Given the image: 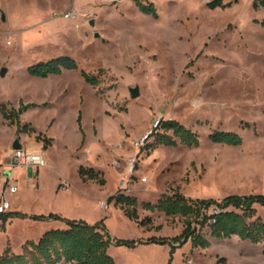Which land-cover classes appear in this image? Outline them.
<instances>
[{
    "label": "rangeland",
    "instance_id": "1",
    "mask_svg": "<svg viewBox=\"0 0 264 264\" xmlns=\"http://www.w3.org/2000/svg\"><path fill=\"white\" fill-rule=\"evenodd\" d=\"M143 1L154 4L158 18L134 0H0V72L8 69L0 75V108L38 105L21 116L25 133L0 113V160L19 140L47 161L35 186L28 169L13 170L19 191L8 199L20 207L14 212L103 221L114 238L138 242L172 239L185 229L183 217L144 210L145 202L176 192L191 199L264 195V9L256 0L216 9L208 7L211 0ZM58 57L73 58L78 69L48 78L28 73ZM83 71L99 85L87 83ZM136 87L140 96L133 99ZM160 120L179 121L200 145L146 150L149 139L142 140ZM215 132L238 133L243 144L213 143ZM81 167L101 172L106 183L84 181ZM124 179L131 181L126 195L138 201V221L108 203ZM256 210L264 221V207ZM48 224L21 218L0 224V255L7 248L20 254L27 241L60 228ZM170 249L152 243L111 246L109 253L117 264H169ZM172 264H264V243L234 236L193 248L189 241Z\"/></svg>",
    "mask_w": 264,
    "mask_h": 264
},
{
    "label": "trees",
    "instance_id": "2",
    "mask_svg": "<svg viewBox=\"0 0 264 264\" xmlns=\"http://www.w3.org/2000/svg\"><path fill=\"white\" fill-rule=\"evenodd\" d=\"M144 14L158 18L154 4L143 0H134ZM238 0H211L210 9L227 8ZM255 7L264 9V0H256ZM78 69L77 62L71 57H58L49 61L40 62L28 67V73L33 77L48 78L52 75H61L64 71ZM84 80L92 86L99 85V79L86 72H82ZM37 104L20 102L17 110L7 112L5 107L0 113L11 125L16 124L19 133L27 132V128L20 126L21 116ZM81 115L79 124L81 126ZM146 150L157 146L177 147L182 144L187 147H198L200 140L197 133L187 128L177 120H160L149 135ZM213 143L229 146H241L243 138L235 132H215L209 136ZM150 142V140H152ZM79 174L84 181H97L104 185L102 173L94 168L81 167ZM120 205L124 213L133 220H139V204L135 197L120 191L117 196H111L108 203ZM256 205L264 207V195H230L223 199H191L176 192L173 195L161 197L157 203L145 202L144 210L159 211L169 217L180 216L185 219L184 231L172 238L152 237L146 241L126 240L114 238L104 222L94 225L84 220H71L58 214L28 215L22 212H10L3 217L4 223L12 218L32 219L35 221H60L66 227L46 231L38 241H27L23 245V252L13 253L10 248L0 255V264H117L109 253L111 246H126L135 248L141 244H161L170 246L169 264L173 263V256L177 248L189 241L193 248H208L211 239H231L234 236L253 244L264 243V221L256 217ZM256 217V218H255ZM254 219V220H253ZM150 218L139 222L147 226ZM4 228V227H3ZM207 229L209 237L202 231Z\"/></svg>",
    "mask_w": 264,
    "mask_h": 264
},
{
    "label": "built area",
    "instance_id": "3",
    "mask_svg": "<svg viewBox=\"0 0 264 264\" xmlns=\"http://www.w3.org/2000/svg\"><path fill=\"white\" fill-rule=\"evenodd\" d=\"M151 133L152 132H150V134ZM150 134L143 138L142 143L149 139L148 137ZM45 167H47V161L41 151L30 150L25 148L23 145L20 149H11L8 162L5 165H2V171H0V180H2L0 183V224L4 221L3 217L13 210V206L8 199V195L16 194L19 190L18 184L11 175L13 170L25 168L32 172H38ZM129 172H133V167L129 169ZM143 181H146V179ZM130 183L131 181L129 179L123 180L120 185L122 193L126 194V190L129 189ZM63 184V190H67V183ZM104 207L105 203H102V208Z\"/></svg>",
    "mask_w": 264,
    "mask_h": 264
},
{
    "label": "crops",
    "instance_id": "4",
    "mask_svg": "<svg viewBox=\"0 0 264 264\" xmlns=\"http://www.w3.org/2000/svg\"><path fill=\"white\" fill-rule=\"evenodd\" d=\"M15 143V142H14ZM14 143H12V145H11V147H9L8 148V150L6 151V155H7V157H6V159L5 160H7V161H5L4 159L3 160H0V171H2V166H1V164H3V163H7L8 162V159H9V156H10V153H11V149L13 148V144ZM29 149V148H28ZM30 150H33V148H30ZM35 151H37V150H35ZM18 169H20L19 171H22V169H24V168H18ZM44 169V168H43ZM43 169H41V170H39L38 172H32V171H27V178H29V181L31 182V185L32 186H35V182H37L38 181V179H39V176H40V172L43 170ZM12 177L14 178V180L16 181V183H17V180H16V178L14 177V172H12ZM2 182V180H0V183ZM19 186V185H18ZM19 191V190H18ZM18 193V192H17ZM10 195H15V194H10ZM13 206V205H12ZM13 210H15V211H19L20 210V207H14V209ZM11 211V212H14V211ZM21 212V211H20ZM51 214V213H50ZM54 214V213H53ZM63 217V216H62ZM67 218V217H66ZM68 219V218H67ZM11 220V222H14V220H15V218H12V219H10ZM64 224V223H63ZM63 224H59V223H57L55 220H50L49 221V224L48 225H55V226H60V228H64L63 227ZM2 225V227H5V223H4V221H3V223L1 224ZM65 225V224H64ZM149 239V238H148Z\"/></svg>",
    "mask_w": 264,
    "mask_h": 264
},
{
    "label": "water",
    "instance_id": "5",
    "mask_svg": "<svg viewBox=\"0 0 264 264\" xmlns=\"http://www.w3.org/2000/svg\"><path fill=\"white\" fill-rule=\"evenodd\" d=\"M91 26H95V22L94 21H91L90 22ZM8 73V69L7 68H2L1 72H0V75L1 77H5ZM131 92V97L133 99H136L140 96V89L139 87H136V88H132L130 90ZM22 147V145L20 144L19 140L15 141V143L13 144V148L14 149H20Z\"/></svg>",
    "mask_w": 264,
    "mask_h": 264
}]
</instances>
